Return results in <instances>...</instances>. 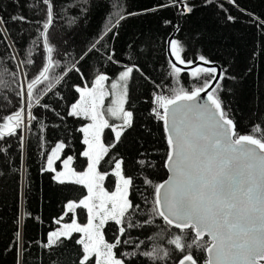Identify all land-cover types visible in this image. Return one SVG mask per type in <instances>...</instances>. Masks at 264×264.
<instances>
[{
    "label": "trees",
    "instance_id": "1",
    "mask_svg": "<svg viewBox=\"0 0 264 264\" xmlns=\"http://www.w3.org/2000/svg\"><path fill=\"white\" fill-rule=\"evenodd\" d=\"M32 2L35 3L33 9L25 6ZM163 3L165 0H87V3L54 0L55 16L49 38L55 49L53 58L60 62L63 72L59 67L50 70L51 91H47L48 82L39 86L47 91L41 97V103L49 107L31 110L37 120L25 131L27 144L23 161L17 137L3 142L9 147L6 153L0 154V264H17L18 259L21 264H78L81 247L75 243L79 239L78 233H73L71 240L62 237L63 245L59 247L45 248L44 245L48 234L62 222H69L73 217L81 224L86 222L85 209L78 208L69 213L65 206L69 201L84 198L87 188L82 184H61L53 179L52 172L42 169L46 154L57 142L65 144L62 155L73 157L71 166L75 171L82 172L86 168L79 129L87 119L67 115L70 105L78 98L73 86L91 87L97 73L112 77L125 65L140 69L129 78L124 104L126 110L133 112V125L123 132L119 142L110 127L102 131L100 141L108 147V152L103 154L97 170L106 174L102 185L111 190L115 182L112 161L120 159L124 174L133 178L129 199L141 207L133 216L134 222L143 224L150 218L148 210L154 190L145 181L160 183L167 174L163 167L167 150L163 125L162 121L154 120L149 111L150 96L155 85L168 93L177 86L169 75L172 63L166 55V41L171 34V40L176 39L182 45L183 59L195 62L203 55L215 62L220 71L226 70L229 79L221 82L222 96L237 131L247 134L255 125L264 127V0H235V4L228 0H212L211 3L189 0L193 11L187 15H180L175 7H167L129 16L97 44L96 50L79 62L85 79L77 72L68 71L100 38L110 12L118 10L113 8L114 4L124 5L126 13H142L144 9ZM21 12L31 23L9 22L8 31L0 38V116L19 110L16 93L25 85L26 77L38 74L47 55L37 32V22H42L44 15L39 0H19L18 3L0 0V16L5 20ZM229 15L235 19L229 21ZM166 20L171 23L165 25ZM113 51L114 60L119 64L107 59ZM28 59L33 63L26 64ZM196 67L204 66L182 69L179 86L191 88L202 83L190 75ZM21 68L25 75L18 72ZM65 73L68 74L65 76ZM56 78H61V82L56 83ZM38 121H42L43 126ZM141 159H146L152 166H141ZM146 199L148 203H145ZM18 227L23 237V252L19 256L15 247ZM165 228L163 220L155 217L150 225L127 229L121 240H131V243L121 244L114 251L118 257L121 253L129 254L121 257L125 264H176L175 257L179 253L167 240L169 232L180 233L173 228L164 231L162 238L156 235ZM102 232L107 242H114L118 226L109 221ZM138 243L139 248L136 247ZM153 246L169 250L172 255L166 261L156 262L139 255ZM133 252L137 255L132 256Z\"/></svg>",
    "mask_w": 264,
    "mask_h": 264
},
{
    "label": "snow or ice",
    "instance_id": "2",
    "mask_svg": "<svg viewBox=\"0 0 264 264\" xmlns=\"http://www.w3.org/2000/svg\"><path fill=\"white\" fill-rule=\"evenodd\" d=\"M13 2L18 3L19 0ZM83 2L87 3V0ZM205 2L211 3L212 0ZM228 2L235 4V0ZM39 3L44 15L42 22H37V32L47 54L45 62L39 67L38 74L26 77L25 85L16 93L20 101L19 110L0 116V154L8 151L9 146L3 142L10 137H17L21 161L27 144L25 131L32 121L37 120L31 110L34 107L48 109L46 103H41V97L51 91L53 78L50 70L59 67L63 72L60 62L53 58L55 49L49 38V29L55 16L54 0H39ZM25 6L33 9L35 3ZM167 7L177 8L182 16L193 11L189 0H165V3L144 9L142 13H126L124 5L114 4L113 8L118 10L110 12L100 38L68 71L77 72L85 79L78 66L79 62L96 50L97 44L118 28L121 21L129 16L156 12ZM227 19L233 21L235 17L229 15ZM9 22L31 23L22 12L10 16L8 20L0 16V29H3L0 38L3 32L8 31ZM164 23L168 25L171 21L166 20ZM168 43L170 53L179 64H193V61L182 58V45L178 40L172 39ZM114 55V51L108 55V61L119 64V61L114 60ZM198 59L202 64L215 63L203 55ZM25 63L32 64L33 60L28 59ZM134 71L140 69L135 65H125L118 71L117 77L111 80V95L115 99L113 105L108 107L107 115L122 121L119 126H112L117 142L123 132L133 125V112L126 110L124 104L128 95L127 84ZM18 72L25 75L22 68ZM181 72L180 67L172 64L169 75L177 86L172 87L168 95L153 94L151 113L163 122L164 142L167 145L163 167L167 169L169 176L162 183L145 181L154 191L151 208L148 210L150 218L143 224L133 220L134 214L141 207L129 199L133 178L124 174L120 159L112 161L113 175L117 178L116 190L109 193L100 186L106 174H101L97 168L103 154L108 152V147L101 143L100 136L110 125L98 106L106 95L105 81L110 79L109 76L97 73L91 81V87L73 86L79 99L70 105L67 115L92 121L79 129L84 134L82 143L86 145V150L81 155L87 159V170H73L69 167L73 157L68 156L63 160L65 171H56L53 168L54 160L60 159L59 153L65 147L63 142H59L46 154L47 167L42 171L55 172L53 179L61 184H82L87 188V196L78 201H69L66 207L69 213L78 208L85 209L88 220L82 226L73 217L71 223L63 224L62 230L48 234L45 248L59 247L63 245L62 237L71 240L73 233H80L81 238L75 241L81 246L77 256L78 264H125L121 257L129 254L121 253L118 257L114 250L121 244L131 243V240H121L126 230L150 225L153 218L159 217L166 228L161 229L157 236L162 238L164 231L173 228L179 230L180 234L169 232L170 238L167 240L175 252L179 253L175 257L176 264H201V259L203 264H264V127L255 125L247 134L237 131L236 123L222 96L221 82L229 79L226 70L218 72L215 66L196 67L190 75L197 81L202 80V83L191 88L179 86ZM45 82H48L47 91L39 87ZM60 82L61 78H56V83ZM201 93L206 94L203 102ZM38 122L43 126L42 121ZM139 164L143 167L152 166L146 159L139 160ZM145 203H148L147 199ZM109 221L118 226L114 242H107L101 231ZM22 239V232L18 227L15 233L18 256L23 252ZM148 239L151 240L152 237ZM136 247L139 248L140 244H136ZM197 253L203 255L199 256ZM131 255L135 256L137 253L133 252ZM139 255L156 262L166 261L172 252L153 246L151 250L140 252ZM17 264H21L19 259Z\"/></svg>",
    "mask_w": 264,
    "mask_h": 264
},
{
    "label": "rangeland",
    "instance_id": "3",
    "mask_svg": "<svg viewBox=\"0 0 264 264\" xmlns=\"http://www.w3.org/2000/svg\"><path fill=\"white\" fill-rule=\"evenodd\" d=\"M122 69H123V68H122ZM122 69H120V70H122ZM103 74H105V73H103ZM106 75H107V74H106ZM117 75H118V73H116V75H114V76H112V77L109 76L110 79H109L108 81H105V92H106V95L104 96L102 103H100L99 106H98V110H99L102 114L105 115V118H106V119H108V121H109V125H110V128H111V129H112V126H119V125L122 123L121 120H119V119H117V118H115V117H111V116L107 115V109H108V107H110V106L113 105V101H114V99H115V97L111 95V80H112V79H115V78L117 77ZM84 87H85V86H84ZM78 99H79V94H78V98L76 99V101H77ZM76 101H75V102H76ZM91 122H92L91 120H88V119H87V121H86L82 126H86V125L90 124ZM82 126H81V127H82ZM118 130H119V129H118ZM113 135H114V137H115V133H114V132H113ZM83 138H84V134L82 133V140H83ZM57 143H59V142H57ZM57 143H56V144H57ZM56 144H55V145H56ZM55 145H54L51 149H53V148L55 147ZM51 149H50V151H51ZM85 150H86V145H84V148H83V151H85ZM50 151H49V153H50ZM59 156H60V159H58V160H54L53 168H55L56 171H65L64 166H63V160L66 159L68 156H67V155H62V151L59 153ZM46 167H47V159H46V163H45V168H46ZM69 167L72 168L71 164L69 165ZM72 169H73V168H72ZM73 170H74V169H73ZM86 170H87V165H86V168H85L82 172H84V171H86ZM113 171H114V168H113ZM76 172H77V171H76ZM55 174H56L55 172H52V177H53ZM102 184H103V181L100 182V186L104 189V191L109 192V193L114 192V191L116 190V186H117V178L115 177L114 186H113V188H112L111 190H106ZM87 195H88V190H87ZM87 195H86V196H87ZM67 203H68V202H67ZM67 203H66V205H67ZM97 203H99V201H97ZM65 208H66V210H67V207H66V206H65ZM86 212H87V211H86ZM87 220H88V217H87L86 222H85L84 224H81V223H79V222H77V223H79V224H81V225L83 226V225L87 224ZM71 221H72V220H71ZM71 221H69V222H62L61 225H60L58 228H56L55 230H53V231L62 230V229H63V224H65V223H71ZM53 231H51V232H53ZM101 231H102V230H101ZM102 233H103V232H102ZM78 235H79V238H81V235H82V234L78 233Z\"/></svg>",
    "mask_w": 264,
    "mask_h": 264
},
{
    "label": "water",
    "instance_id": "4",
    "mask_svg": "<svg viewBox=\"0 0 264 264\" xmlns=\"http://www.w3.org/2000/svg\"><path fill=\"white\" fill-rule=\"evenodd\" d=\"M171 38H172V34L167 38V41H166V55H167L169 61H171L172 64H175L176 67H180L183 70H187V69H191V68H193L195 66H198V65H201V66H204V67L215 66L217 68V71L220 72V68H219L218 65H216V64H214V65L202 64L199 60L193 62V64L190 65V66H185V65L179 64L175 60L173 55L170 53V51H169V43L168 42L171 40ZM213 84H215V81H213ZM201 98H202V102H203V100H206V94L205 93H201ZM162 125H163V122H162ZM165 170H166V173H167L166 177L160 183H162V182H164L165 180L168 179L169 173H168L167 169H165ZM201 264H203V263H201Z\"/></svg>",
    "mask_w": 264,
    "mask_h": 264
},
{
    "label": "built area",
    "instance_id": "5",
    "mask_svg": "<svg viewBox=\"0 0 264 264\" xmlns=\"http://www.w3.org/2000/svg\"><path fill=\"white\" fill-rule=\"evenodd\" d=\"M156 93V94H164V95H168L169 93L166 92L165 90H163L159 85H155V88L154 90L152 91L151 93V96H150V113H151V108L153 107V104H152V100H153V94ZM152 117L154 118V120H157L154 115L151 113Z\"/></svg>",
    "mask_w": 264,
    "mask_h": 264
}]
</instances>
